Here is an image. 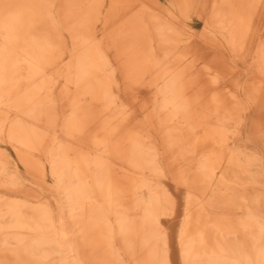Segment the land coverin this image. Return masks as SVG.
Masks as SVG:
<instances>
[{
  "label": "bare ground",
  "instance_id": "bare-ground-1",
  "mask_svg": "<svg viewBox=\"0 0 264 264\" xmlns=\"http://www.w3.org/2000/svg\"><path fill=\"white\" fill-rule=\"evenodd\" d=\"M253 111L264 0H0V264H264Z\"/></svg>",
  "mask_w": 264,
  "mask_h": 264
},
{
  "label": "rangeland",
  "instance_id": "rangeland-1",
  "mask_svg": "<svg viewBox=\"0 0 264 264\" xmlns=\"http://www.w3.org/2000/svg\"><path fill=\"white\" fill-rule=\"evenodd\" d=\"M162 2L167 4L168 0H162ZM182 25L185 26L188 31L194 33V41L199 46V48H202L203 51L201 55L203 57L211 58L215 56V44L203 40L202 36L204 35L203 31L205 30V21L199 11L196 10V7H191V9L187 12V16L183 19ZM255 112L256 111H253L252 113L253 115H255V119H262L264 125V111H262V116L260 115L261 111H258V113L256 112V114H254ZM253 124L257 123L253 122ZM250 129L251 127H249V130L246 132V134L244 133L246 140L249 141V144L252 148L257 149L264 156V137L262 141L254 139V134L251 133ZM21 171L26 174L24 169L21 168ZM177 200L179 201L180 199L177 198Z\"/></svg>",
  "mask_w": 264,
  "mask_h": 264
}]
</instances>
